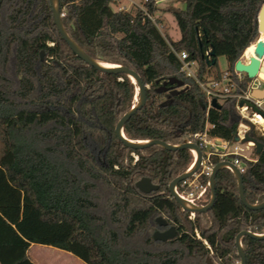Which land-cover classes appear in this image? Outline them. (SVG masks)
<instances>
[{"label":"trees","instance_id":"1","mask_svg":"<svg viewBox=\"0 0 264 264\" xmlns=\"http://www.w3.org/2000/svg\"><path fill=\"white\" fill-rule=\"evenodd\" d=\"M118 1L60 0V6L66 31L87 55L134 70L147 87L144 109L123 128L127 139L199 145L194 135L200 133L235 142V102L209 107L171 47L200 62L202 80L220 79L218 58L226 57L232 72L256 43L264 0H185V9H168L181 34L176 41L148 18L162 22L155 0L145 11H121ZM207 50L214 52L210 59ZM170 78L186 88L158 93ZM252 82L244 75L241 91ZM138 90L127 75L99 72L73 53L49 0H0V264H35L32 244L69 252L85 264H208V258L240 264L237 235L264 234V209L242 203L229 169L217 173L213 208L191 219L169 185L190 168L192 152L133 150L118 140L116 126L136 105ZM244 123L246 134L264 145L255 126ZM250 156L256 161L244 160L245 197L257 205L264 202V147ZM223 160L212 156L209 164ZM146 177L157 191L136 187ZM158 217L176 227L174 239L153 238L161 229ZM242 246L246 264H264V239L244 236Z\"/></svg>","mask_w":264,"mask_h":264},{"label":"water","instance_id":"2","mask_svg":"<svg viewBox=\"0 0 264 264\" xmlns=\"http://www.w3.org/2000/svg\"><path fill=\"white\" fill-rule=\"evenodd\" d=\"M54 23L56 25V28L59 32V34L62 36L63 40L69 45V47L72 49L73 53L80 58L82 61H84L87 65L91 66L92 68H95L99 72L103 73H110L111 74H125L127 75L131 81L138 86V93L139 97H136V105L127 112L118 125L116 126L115 133L118 140L125 144L130 149L133 150H142L153 146H159L161 148H165L168 151H178L182 149L190 150L191 152H194L196 154V162L195 166L189 170L183 173L182 175L178 176L175 180L171 182L169 185V192L173 199H175L181 210L183 212H187L189 214H193L194 216L198 213H205L211 210L214 206L215 200H216V176L217 173L224 168L229 169L233 172L234 176L237 179L238 182V188H239V195L242 203L250 210H262L264 209V202L260 204H250L247 202L245 197V189H244V182H243V175L239 172V169H237V166H234L229 161H222L219 164L216 165V167H213L212 169V175L209 179L210 184V200L207 202L208 204H205L203 206H198L195 204H192L182 198L177 193V186L181 182H183L186 179L191 178L196 173L200 172L201 166H202V159H203V152L200 149L197 144L190 141L189 139H186L184 143L177 145H171L161 140H147V141H139V140H130L127 139L123 132V128L125 127V124L127 121H129L136 113L144 109L146 102H147V87L143 83L140 76L135 72L134 70L124 67L122 65H113L109 63H105L96 59L91 58L89 55L85 53V50H83L68 34V31H66L63 21H62V15H61V6H60V0H49ZM257 25H258V39L255 45L254 49V55L249 59L248 63L243 62L241 59L238 60L235 63V70L240 72L241 74H245L249 79L251 80H259L262 84L261 88H254L252 89L251 96L260 101H264V79H262L259 75L264 69V40L261 39L262 33H264V3L261 5L258 15H257ZM211 54L214 55V52L211 51ZM44 58V52L41 53V59ZM214 63V61H213ZM112 65V66H110ZM186 88L185 82L183 80H180L178 78H170L168 80H165L161 83V86L157 89L158 93L167 92L170 95H177L180 91H183V89ZM246 105L247 107L251 108L255 113L259 114L264 119V112L261 111L258 107H256L253 103L242 100L239 103L240 108L242 106ZM211 106L215 108H221L222 105H220L216 99H213L211 101ZM235 141H241L243 143L252 142L256 148L257 153H260L263 149L264 145L260 142H258L256 139L251 138L247 134L244 135V137L241 139L238 135L235 138ZM136 187L143 192L144 194L151 193L152 191H157L159 189V186L152 182L150 178H142L141 180L136 183ZM157 222L161 229H165L163 231L157 230L153 238L156 241H162L167 242L169 240H172L176 237L177 230L175 226H169L168 222L162 218L158 217ZM244 236H249L251 238L255 239H264V234H255L249 231H242L240 232L236 237V247L238 250V255L241 259L240 264H246V255L243 250L242 246V238ZM212 259L208 258L207 262L208 264H213Z\"/></svg>","mask_w":264,"mask_h":264},{"label":"built area","instance_id":"3","mask_svg":"<svg viewBox=\"0 0 264 264\" xmlns=\"http://www.w3.org/2000/svg\"><path fill=\"white\" fill-rule=\"evenodd\" d=\"M147 1L148 0H143V3L139 5L131 0V6L128 7L124 4H121L118 9L121 11H130L132 10V8H135L145 11V4ZM161 1L165 0H155V3L159 4ZM147 16L156 25L159 31L163 33L164 25L157 23L154 16L150 14H148ZM171 50L180 63V71H182L181 73L183 74V76L188 80H192L204 91L209 102V107H211V101L213 99H216L220 105L224 104L227 100L235 102L241 127L246 125L244 123V120H248L255 126V129L258 130L259 134L264 137V123L260 124L257 120V117H259L260 119L262 117L246 105L242 106L241 108L239 106V103L244 100L253 103L256 107L264 112V101L256 100L251 96V91L252 89H254V86H256L257 88L262 87V84L259 80H253L247 92H242L240 86V81L243 79V76L245 74H241L240 72L236 71L235 68L232 72H225L224 74H222L220 79L202 80L201 64L199 61L189 59V55L187 52H177L172 47ZM211 55L212 54L210 50H207L205 52V56H207V58L210 59ZM244 56L245 55L243 54L240 59L243 62L248 63L249 59H246ZM250 112L252 118L249 116ZM246 131V129H239L237 135L242 139L246 134ZM194 137L200 142L198 146L201 147L200 149L203 152L201 170L191 178L181 182L183 190L182 192H179L177 190V193L188 202L198 206H203L205 204H208L206 194L210 189L209 179L212 175L213 169V166L209 164V160L211 159V157L219 156L220 158L225 159L223 161H228L226 159L230 157L231 160L229 162H231L234 166H237V169H239V172L243 175L247 168L245 167L244 160L253 162L256 161L252 159L250 155L248 156L247 154H245V152L250 151L252 153V151L255 149V146L252 142H226L221 141L220 139H208L206 137V134L200 133L195 134ZM192 155L193 162L187 171L191 170L195 166L196 154L192 152ZM135 159H138L137 156H135ZM205 178H207L206 182L203 181V179ZM190 215L191 217H194L193 214Z\"/></svg>","mask_w":264,"mask_h":264},{"label":"rangeland","instance_id":"4","mask_svg":"<svg viewBox=\"0 0 264 264\" xmlns=\"http://www.w3.org/2000/svg\"><path fill=\"white\" fill-rule=\"evenodd\" d=\"M130 1L129 0H119L118 2L120 5L124 4V5L129 7V6H131ZM132 1H134L135 3H137L139 5H141L143 3V0H132ZM158 6H159L160 11L157 13V17H160L162 19L161 24H163L165 27H167V32H168V34H170L169 36L173 40H175V41L178 40L180 38L181 34L179 33V30H178L176 22L174 20L173 14L170 11H168V9H171V8L172 9H185V7H186L185 0H165V1H161L158 4ZM218 69L220 72H223V73L229 72L230 64H229L226 57L221 56L218 58ZM261 75L264 77V69L261 72L260 76ZM254 88H257V87L254 86ZM135 100H136V98H135ZM263 106H264V102H263ZM249 116L252 118L251 112L249 113ZM245 126L241 127V125H239V129H242V130L246 129L247 130L248 127L247 126L245 127ZM245 154H247L249 156L251 154V152L248 151V152H245ZM194 217H191V219L192 218L194 219ZM197 235H198V233H197ZM198 237H199V235H198ZM58 250L59 249H56V248L51 247V246L49 247V246H44V245H33L30 253H31V256L33 258L37 257L41 261H44L47 258V256H50L51 254L55 253ZM59 257L62 258V260H61L62 262H68L70 260L72 262H74V260H79L74 256H72L71 259H69L68 256H67V258H65L64 255H61ZM80 262L82 264H84L82 261H80Z\"/></svg>","mask_w":264,"mask_h":264},{"label":"crops","instance_id":"5","mask_svg":"<svg viewBox=\"0 0 264 264\" xmlns=\"http://www.w3.org/2000/svg\"><path fill=\"white\" fill-rule=\"evenodd\" d=\"M33 245H35V244H32L31 245V247H30V250H29V254H30V257H31V259L33 260V262L35 263V264H82L79 260H74V262H72L71 260L70 261H68V262H62L61 260H62V258H60L59 256H61V255H64V257L65 258H67V256H68V258L69 259H71V257L72 256H74V255H72L71 253H69V252H66V251H63V250H61L60 251V249L58 250V251H56L55 253H53V254H51L50 256H47V258L44 260V261H41L40 259H38L37 257L36 258H33L32 256H31V249H32V247H33ZM57 249V248H56ZM35 257V256H34ZM75 257V256H74ZM77 258V257H76ZM78 259V258H77ZM83 262V261H82ZM84 263V262H83ZM85 264V263H84Z\"/></svg>","mask_w":264,"mask_h":264},{"label":"bare ground","instance_id":"6","mask_svg":"<svg viewBox=\"0 0 264 264\" xmlns=\"http://www.w3.org/2000/svg\"><path fill=\"white\" fill-rule=\"evenodd\" d=\"M261 39L262 40H264V33H262V35H261ZM254 49H255V45L254 44H252L251 46H249L246 50H245V52H244V57L246 58V59H250L252 56H255L254 55ZM110 66H112V65H110ZM260 76V75H259ZM261 77V76H260ZM262 78V77H261ZM262 79H264V78H262ZM257 120L259 121V123L260 124H262V123H264V120H263V118H259V117H257Z\"/></svg>","mask_w":264,"mask_h":264},{"label":"flooded vegetation","instance_id":"7","mask_svg":"<svg viewBox=\"0 0 264 264\" xmlns=\"http://www.w3.org/2000/svg\"><path fill=\"white\" fill-rule=\"evenodd\" d=\"M161 231L165 230V229H160Z\"/></svg>","mask_w":264,"mask_h":264}]
</instances>
